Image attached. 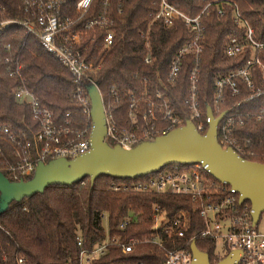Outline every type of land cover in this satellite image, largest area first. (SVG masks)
Here are the masks:
<instances>
[{"label": "trees", "instance_id": "trees-1", "mask_svg": "<svg viewBox=\"0 0 264 264\" xmlns=\"http://www.w3.org/2000/svg\"><path fill=\"white\" fill-rule=\"evenodd\" d=\"M189 16L198 15L204 7L208 13L202 16L205 25L201 41L203 51L198 63L199 80L197 97L202 111V120L208 109L215 115L229 110L218 128V140L222 142V125L229 116L236 115L233 127L228 133L236 138L247 151L255 155L247 158L264 163V117L256 119L264 108V78L258 65L253 66L251 76L253 87L237 79L239 93L234 94L230 87L215 112L214 94L217 90V77L227 75L243 67L252 57L253 47L248 44L242 53L230 56L228 46L232 38L240 40L247 37V27L236 23L233 13L237 7L242 16L253 28L252 38L264 43V0H169ZM9 16L23 20L27 17L21 0H0ZM160 0H110L109 14L112 16L115 42L105 55L103 31L96 32L93 40L86 39L87 53L103 65L96 74V81L104 97L105 106L110 108L114 119L120 126H129L128 109L131 96H141L147 90L151 96L162 93L169 101L174 113L185 123L190 117L186 104L189 92V75L195 67V54L187 53L174 83L167 81L171 61L178 51L193 39V33L182 20L166 27L161 21L153 22L150 28L152 58L145 63L146 49L138 36L146 29ZM223 4L224 14H218V5ZM102 11L101 0H95L87 17ZM92 36V35H91ZM7 43L13 45L11 55L25 63L24 74L27 86L39 100L54 112L58 123H64L71 112L75 127L82 129L88 116L82 107L72 100L74 87L71 74L61 65L52 53L45 50L39 41L25 33L21 25L0 34V54ZM264 63V49L256 51ZM0 120L21 124L30 118L27 105L15 100L13 88L18 81L13 77H0ZM249 116V117H248ZM240 122H242L240 124ZM5 157L12 159L11 148L0 139ZM5 159V158H4ZM0 159V170L6 175ZM143 177L120 179L99 175L92 183L90 177L71 185L53 184L44 191L21 200L12 201L9 207L0 212V264H81V250L91 251L106 237L104 217L110 228H115L129 211L139 215V221L130 224L121 234L125 237L143 236L154 233L153 213L155 206L165 209L172 217L177 211L184 210L190 217L188 236L198 235L203 229L200 211L188 196L175 194H149L135 191L115 192L113 182L133 181ZM245 204H250L246 201ZM81 241V245H79ZM198 247L209 254L213 260L215 243L210 239L196 237ZM171 246V243L168 244ZM20 259L22 260L20 262ZM137 262L144 264H163L164 250L157 245L138 246L134 251L123 253L117 246H110L107 252L95 259L93 264L111 262Z\"/></svg>", "mask_w": 264, "mask_h": 264}, {"label": "built area", "instance_id": "built-area-1", "mask_svg": "<svg viewBox=\"0 0 264 264\" xmlns=\"http://www.w3.org/2000/svg\"><path fill=\"white\" fill-rule=\"evenodd\" d=\"M94 1L21 0L27 14L23 20L10 17L6 7L0 2V34L13 28L14 25H21L26 34L34 36L45 50L55 55L71 74L74 84L71 92L72 100L79 104L83 113L88 116V122L82 129L73 125L71 112L66 114L68 118L64 123H58L52 109L43 104L27 86V78L24 74L25 63L22 59L11 55L13 45L7 43L3 48L5 53L0 54V77L7 75L17 79L18 85L13 88L15 100L30 109V118L23 120L20 125L0 120V139L11 148L10 160L5 157L4 148L0 145V159L5 158L1 163L8 172L7 177L10 181H26L32 178L40 162L46 163L57 158L73 159L91 150L90 137L94 124L91 116L90 85H96L101 94L107 127L105 141L112 146L119 145L124 149H132L143 141L154 140L160 135L184 126L187 122L183 123L174 113L168 99L162 93L158 92L151 96L145 90L141 96H131L128 109L129 126L118 125L110 108L105 106L103 93L95 79L103 65L104 56L115 42L114 21L109 14L110 0H101L102 11L87 17ZM226 1L230 4V1ZM210 4L208 3L198 15L192 17L169 0H160L158 10L151 14L152 19L147 28L138 32L146 49L144 61L147 64L153 61L150 36L153 22L161 21L169 27L176 21L182 20L193 33V39L187 42L171 61L167 81L171 83L176 81L183 57L189 52L194 53L196 65L188 78L190 87L185 101L190 110V117L187 120L192 121L201 134L207 132L212 120L208 114L205 122L201 119L202 111L197 97L198 63L203 51L201 41L206 29L202 16L208 13ZM217 8L218 14L223 15V4L220 3ZM233 18L236 23L247 27V37L242 40L237 37L232 38L228 46V54L238 55L248 44L253 47V53L243 67L216 78L215 112L218 111L226 87H230L234 94L239 93L237 79L245 82L250 88L253 87L251 76L253 66L258 65L261 68L264 78V63L256 52L264 49V43L256 42L252 38L253 28L237 7ZM98 31L104 32L105 55L96 61L95 57L87 53L88 49L83 44L87 38L93 40ZM212 112L215 117L218 116L213 110ZM262 117H264V108L260 109L256 119ZM236 119V115L229 116L223 123L222 142H219L223 148L232 147L244 160H251L247 157L255 155L254 151L245 150L242 144L228 133ZM141 177L143 178L133 181L113 182L112 189L115 192L135 191L188 196L197 205L200 217L203 219L204 227L198 234L199 237L210 239L215 243L211 264H218L226 258L231 259L228 264H264V231L259 230L258 227L260 218L257 223L254 222V209L251 203L240 202L242 194L231 184L213 176L209 164L203 161L193 164L173 163L155 173ZM139 215L129 211L115 228H110L107 224L106 237L91 251L81 250V264H93V261L104 255L110 246H117L123 253H129L138 246L148 244L157 245L164 250L163 264H195L197 257L192 243L195 242L197 248L201 249L196 241L198 235L190 237L187 234L191 224L190 217L184 210H179L169 217L164 208L155 206L152 225L155 232L124 238L121 233L130 224L137 223ZM169 243L171 246H168ZM222 253H224L223 257H221ZM109 264L144 263L114 261Z\"/></svg>", "mask_w": 264, "mask_h": 264}, {"label": "water", "instance_id": "water-1", "mask_svg": "<svg viewBox=\"0 0 264 264\" xmlns=\"http://www.w3.org/2000/svg\"><path fill=\"white\" fill-rule=\"evenodd\" d=\"M92 101L91 116L94 127L90 141L91 150L73 159L57 158L40 162L35 174L28 180L10 181L0 171V212L10 203L31 196L53 184L71 185L90 177L93 183L99 175L115 178H137L155 173L173 164H193L203 161L209 164L211 174L235 187L242 196L240 202L250 201L254 209V222L264 213V163L244 160L232 148H223L218 140V125L227 111L212 117L209 128L201 134L195 124L187 120L182 127L175 128L154 140L143 141L132 149L112 146L105 141L107 133L104 104L96 85L89 86ZM197 257L195 264H211L209 254L192 243ZM230 258L218 264H228Z\"/></svg>", "mask_w": 264, "mask_h": 264}, {"label": "rangeland", "instance_id": "rangeland-1", "mask_svg": "<svg viewBox=\"0 0 264 264\" xmlns=\"http://www.w3.org/2000/svg\"><path fill=\"white\" fill-rule=\"evenodd\" d=\"M108 224L107 218L104 217V226L106 227ZM259 230L264 231V213L260 216L259 224H258ZM224 256V253L221 254V257Z\"/></svg>", "mask_w": 264, "mask_h": 264}]
</instances>
